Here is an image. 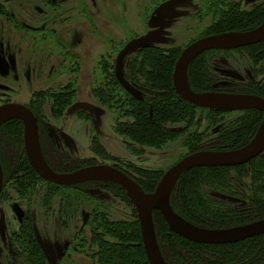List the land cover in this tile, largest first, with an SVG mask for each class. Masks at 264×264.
<instances>
[{"label":"rangeland","instance_id":"obj_1","mask_svg":"<svg viewBox=\"0 0 264 264\" xmlns=\"http://www.w3.org/2000/svg\"><path fill=\"white\" fill-rule=\"evenodd\" d=\"M51 1L0 0V106L6 102L35 104L33 100L36 91L78 80L70 90H75L80 103H89L93 109L75 116H68L65 112L62 119L56 120L53 119L50 103H45L41 136L48 145L60 151L69 150L73 156L85 159L92 157L88 153L89 139L95 136L101 140L112 158L158 171L159 177L191 155L183 144L186 135L156 149L133 144L115 134L113 127L117 114H120L116 108L123 107V103L113 100L115 108L109 111L101 106L98 98L107 87L111 96H124L114 82L112 73L117 54L130 40L149 36V45L173 48L179 58L183 50L203 36L212 23L211 14L204 16L212 0H66L62 5H53ZM220 1L222 5L239 2L241 11L256 7L264 10V0ZM164 3L174 8L172 16L165 18L155 13ZM204 6V12L199 13ZM195 12L202 15V18H196ZM263 22L264 19L261 24ZM143 46L146 47V43ZM236 53L212 55L209 58L210 66L216 77L231 78L236 81L235 84L242 86L251 81V64L241 53ZM133 58L134 54L131 53L124 61L125 75ZM235 113L237 118L241 112ZM200 115L203 121L196 123L191 131H205L210 115ZM233 118L225 120L230 122ZM213 137L210 131L205 140L211 141ZM97 160L101 162L98 164H114L113 161ZM244 185L239 191L246 195V187L249 186L247 179ZM138 188L146 195L155 191L145 193ZM84 189L88 190L87 195L93 201L82 204L72 219L44 215L43 210L37 208V199H33L30 230L35 232L48 256L54 255L56 264H99L96 257L97 243L92 244L88 233L90 227L93 225L97 229L96 240L114 241L103 236V227H109L106 218L113 221L132 220L128 207L114 198L113 194L98 188ZM204 190L215 201L243 203L241 199L229 194H220L208 188ZM7 193L9 198L0 200V262L42 264L41 254L33 242L34 250H30L31 244L28 248L25 241L23 247H19V239L16 237H19V227L25 220L26 205L19 201L14 192ZM129 204L133 207L130 201ZM200 207L198 205L195 209L201 213ZM176 218L186 223L185 219ZM96 219H100L97 225ZM179 262L190 264L183 259L174 260V263Z\"/></svg>","mask_w":264,"mask_h":264},{"label":"trees","instance_id":"obj_2","mask_svg":"<svg viewBox=\"0 0 264 264\" xmlns=\"http://www.w3.org/2000/svg\"><path fill=\"white\" fill-rule=\"evenodd\" d=\"M215 22L208 26L203 36L230 32H249L258 27L264 19V10L256 7L252 10H240L230 7L222 13L215 10ZM226 6V5H222ZM253 65V80L245 85L235 83L218 84V79L211 70L209 58L215 54L230 52H209L195 58L188 69V83L194 93H228L254 95L264 99V41L253 46L236 51ZM175 49L144 48L138 51L129 67L127 75L123 72L125 81L137 91L139 99L131 97L112 77L124 96H111L109 88L102 90L98 98L101 106L109 111L114 110L113 100L123 103L116 108L120 114L114 123V132L128 139L133 144L161 149L166 144L186 135L183 140L189 154L200 151L230 152L238 150L252 141L264 115L249 110L242 111L236 118V113H224L216 110H202L184 102L176 94L172 75L177 60ZM116 97V98H115ZM54 117H62L73 104L66 96L52 98ZM46 99L34 101L31 110L41 114ZM117 104V103H115ZM201 113L210 115L204 132L191 131L196 123L202 122ZM234 116L227 122L225 119ZM219 122V123H218ZM214 136L206 141L209 132ZM22 124L13 120L0 129V162L4 175L5 186L21 200L32 202L38 194L37 201L47 211V216L53 211V204L59 203L58 216L73 218L76 209L93 199L87 195L84 188H98L114 198H118L130 210L131 221H113L106 218L109 227H103V236L107 239L96 240L97 229L90 227L88 233L92 244L97 243L96 257L99 264H149L142 245L139 223L133 207L129 204L125 191L114 183L93 181L73 189L58 188L41 181L29 166L23 149ZM42 155L48 166L57 173H70L83 167L96 165L97 159L107 161L109 157L98 144L92 141L91 151L95 160H80L68 155L50 151V147L40 136ZM117 169L132 179L145 193H152L159 183L158 171L147 170L130 163H122L110 158ZM113 161V162H112ZM249 181L247 194L239 189L244 187V181ZM204 188L220 194L241 199L235 204L215 201L210 198ZM6 194V195H4ZM0 198H9L2 191ZM190 201V202H189ZM169 208L178 218L185 219L187 224L199 229L217 231L236 228L264 219V151L245 165L238 167L199 168L183 173L178 179L169 198ZM200 205V212L195 209ZM28 216L19 227V247L23 241L30 250L32 242L41 254L42 264H48L40 246V241L32 233L31 221ZM67 220V219H66ZM94 223V220H91ZM64 222V221H63ZM100 219H96V225ZM153 223L157 243L166 264H177L174 260L183 259L190 264H264V234L229 245H199L169 231L166 222L159 212H153ZM189 224V225H190ZM95 225V226H96ZM98 227V226H96ZM0 264H2L0 262ZM38 264V263H37ZM180 264V262H179Z\"/></svg>","mask_w":264,"mask_h":264},{"label":"water","instance_id":"obj_3","mask_svg":"<svg viewBox=\"0 0 264 264\" xmlns=\"http://www.w3.org/2000/svg\"><path fill=\"white\" fill-rule=\"evenodd\" d=\"M173 12L168 5H162L157 13L169 15ZM144 37L134 40L122 49L115 60L114 75L131 97L139 99L140 95L125 81L122 69L124 59L142 43L148 42ZM264 41V22L256 29L245 33H224L208 36L197 40L187 46L176 61L172 83L176 94L185 102L201 109L222 111L224 113L257 111L264 115V99L258 96L226 94V93H194L190 90L187 80V71L192 60L207 51H230ZM92 109L87 104H74L66 112L68 116L82 110ZM17 119L23 125V143L25 156L29 166L44 181L61 187H74L87 181H107L121 187L136 210L139 223L143 249L149 264H166L156 239L153 212H159L166 222L170 232L199 245H229L251 239L264 234V219L236 228L209 231L193 227L183 221H179L169 208V198L179 177L195 168L238 167L245 165L264 151V120L255 137L246 146L230 152L200 151L191 154L173 167H171L160 179L155 191L146 195L141 192L136 183L118 169L108 166L88 167L70 174H56L46 164L42 157L37 131V119L33 113L21 106L7 104L0 107V127L5 122ZM109 177L112 180L99 179ZM3 177L0 169V192ZM138 190L142 198L136 194ZM48 264H56L53 254L48 256L46 250L40 244Z\"/></svg>","mask_w":264,"mask_h":264},{"label":"flooded vegetation","instance_id":"obj_4","mask_svg":"<svg viewBox=\"0 0 264 264\" xmlns=\"http://www.w3.org/2000/svg\"><path fill=\"white\" fill-rule=\"evenodd\" d=\"M66 2V0H52L51 1V3L53 4V5H62L63 3H65ZM211 3V6L210 7H206V9H208V10H205L206 12H204L203 11V9H205V6L204 7H202V9L201 10H199L198 12L200 13V12H204V16H206V14H211L212 15V23H214L215 22V18L213 17V14L216 12V11H214V9H213V6H217V5H220L219 7H216V9L215 10H218V13H222V12H224L225 10H228L230 7H238L239 6V2H231V4H224V5H226L225 7L224 6H222V4H223V2L222 1H220V0H212V2H210ZM165 4H168V3H164V4H162V5H165ZM161 5V6H162ZM171 8H172V10H173V12L171 13V14H169V15H164V14H160V13H157V10H158V8L159 7H161V6H159L156 10H155V13L157 14V15H159V16H161V17H169V16H172V14L175 12L174 11V8L172 7V5H170V4H168ZM256 7V6H255ZM246 10H248V9H246ZM210 12V13H209ZM196 13V12H195ZM199 13H196L195 14V16H196V18H198V19H200V18H202L201 16L202 15H198ZM211 23V24H212ZM210 24V25H211ZM209 25V26H210ZM235 33V32H234ZM222 34H224V33H222ZM213 35H219V34H213ZM213 35H208V36H213ZM208 36H201V37H199L198 39H196V40H194L193 42H195V41H197V40H200V39H202V38H205V37H208ZM145 38L146 37H148L149 38V40H148V42H145L146 43V47H144L143 46V44L144 43H142L141 45H140V47L139 48H137V49H135V50H133L131 53H133L134 55L138 52V51H140L141 49H144V48H160V47H157V46H151V45H149V43L151 42V37H149V36H144ZM144 37H142V38H144ZM142 38H136V39H132V40H130L122 49H124L129 43H131L132 41H134V40H139V39H142ZM192 42V43H193ZM192 43H190V44H192ZM189 44V45H190ZM188 45V46H189ZM253 46V45H252ZM244 48H246V47H244ZM121 49V50H122ZM160 49H163V48H160ZM240 49H243V48H240ZM240 49H236V50H230V51H225V52H230V53H233V52H236L237 50H240ZM163 50H168V49H163ZM209 52H223V51H219V50H217V51H207V52H203L202 54H205V53H209ZM131 53H129L127 56H126V58L131 54ZM202 54H200V55H202ZM237 54V53H236ZM118 55V54H117ZM200 55H198V56H200ZM197 56V57H198ZM117 57V56H116ZM197 57H195V58H197ZM125 58V59H126ZM194 58V59H195ZM125 59H124V61H125ZM193 59V60H194ZM116 60V59H115ZM192 60V61H193ZM192 63V62H191ZM190 63V64H191ZM250 64H251V62H250ZM190 66V65H189ZM114 68H115V62H114ZM114 68H113V74H114ZM188 69H189V67H188ZM122 71H123V69H122ZM251 72H252V77H251V81L253 80V65L251 64ZM122 74H123V72H122ZM214 74H215V72H214ZM114 77H115V75H114ZM116 79V78H115ZM217 79H218V84H221V85H223V84H226V83H235L236 81H233L231 78H225V77H217ZM187 80H188V71H187ZM78 80H76L75 82L74 81H67V82H65L64 84H62V85H59V86H57L56 88L54 87V86H51V87H47V89H42V90H39V91H36L37 93H36V95L34 96V100L33 101H39V102H42V100L43 99H46V102L45 103H50V105H51V103L53 102V97H54V100H55V98H57V97H59V96H66V97H69L70 99H73V101H72V105H74V104H76V103H78V104H84V103H80L78 100H77V93L75 92V90H70L71 88H73L74 87V85H76L78 82H77ZM188 85H189V83H188ZM190 88V87H189ZM191 90V89H190ZM193 92V91H192ZM206 93H216V92H206ZM198 94H202V93H198ZM226 94H228V93H226ZM246 95H249V94H246ZM251 96H253V95H251ZM179 97V96H178ZM76 99V100H75ZM181 99V98H180ZM182 100V99H181ZM185 102V101H184ZM188 103V102H187ZM7 104H15V105H21V106H23V107H25V108H27V109H29L32 113H33V115L36 117V119H37V131H38V140H39V145H40V136H41V126H42V122L44 121V118H45V116L43 115V109L41 110L42 112H41V114H36V113H34L32 110H31V105L28 103V104H17V103H9V102H6V103H2V105L1 106H3V105H7ZM71 105V106H72ZM87 105H90L89 103H87ZM192 105V104H191ZM0 106V107H1ZM70 106V107H71ZM91 107H92V105H90ZM194 106V105H193ZM44 107H45V105H44ZM43 107V108H44ZM69 107V108H70ZM196 107V106H195ZM50 109L51 110H53V107H52V105L50 106ZM92 109H93V107H92ZM92 109H90V110H92ZM89 110V111H90ZM208 110V109H207ZM88 111V110H87ZM67 112V111H66ZM85 111H82V110H80V111H78V112H76V113H74L73 115L75 116V115H80V114H82V113H84ZM222 112V111H221ZM235 113V112H234ZM54 115V114H53ZM63 118V116L62 117H54L53 119H56V120H60V119H62ZM13 120H17V119H11V120H9V121H7V122H5L4 124H2L1 125V127H0V129L2 128V126H4L5 124H7L8 122H10V121H13ZM17 121H19V120H17ZM20 123H21V121H19ZM22 124V123H21ZM95 125H96V123H95ZM22 127H23V125H22ZM23 138V137H22ZM94 139H96L97 140V142H98V144L101 146V148L104 150V152L107 154V156L109 157V160H107V161H105V162H109L110 161V158H112L111 156V154L108 152V150L106 149V147L101 143V140L99 139V138H97V137H95V136H92L90 139H89V147H88V149H89V151H88V153H91L92 154V157H89V158H78V157H75V156H73L70 152H69V150L68 151H60V150H58L56 147H54L53 145H48V143H47V145L50 147V151H55V152H58V153H61V154H65V155H68V156H70L71 158H74V159H80V160H95L96 158H95V156H94V154L92 153V149H91V146H92V141L94 140ZM23 149H24V143H23ZM40 150H41V147H40ZM24 154H25V150H24ZM41 154H42V151H41ZM26 157V156H25ZM42 157H43V155H42ZM43 159H44V157H43ZM114 159H116V160H118V161H121V160H119L118 158H114ZM27 160V159H26ZM45 160V159H44ZM46 162V161H45ZM98 163H101V162H99L98 161ZM96 164V165H90V166H86V167H83V168H81V169H79V170H82V169H85V168H88V167H93V166H108V167H112V168H115V169H117L116 167H115V165L114 164H112L111 166H109V165H105V164ZM110 163H111V161H110ZM47 164V163H46ZM48 165V164H47ZM49 167V166H48ZM50 168V167H49ZM0 169H1V172H2V177H3V183H2V189H1V192H0V196H1V193H2V191H6V192H11V190H10V188H9V186L7 185V186H5V183H4V175H3V171H2V167H1V162H0ZM32 169V168H31ZM51 169V168H50ZM33 170V169H32ZM52 170V169H51ZM79 170H75V171H73V172H76V171H79ZM119 170V169H118ZM34 171V170H33ZM53 171V170H52ZM119 171H121V170H119ZM54 173H56V174H70V173H73V172H70V173H57V172H55V171H53ZM122 172V171H121ZM34 173L36 174V172L34 171ZM123 173V172H122ZM125 174V173H124ZM37 175V174H36ZM126 175V174H125ZM127 176V175H126ZM37 177L41 180V181H43L44 183H47V184H50V185H52V186H55V187H58V188H65V189H73V188H76V187H78V186H81V185H83V184H86V183H89V182H93L94 180H91V181H87V182H85V183H82V184H80V185H77V186H74V187H61V186H57V185H54V184H52V183H49V182H47V181H44L41 177H39L38 175H37ZM15 194V193H14ZM87 194H88V192H87ZM34 198H38V194H36L34 197H33V199ZM19 199V198H18ZM0 200H2L1 198H0ZM19 201L20 202H23V203H25V205H26V210H25V218L24 219H26L28 216H31L32 215V204H33V200H32V202H27L26 200H21V199H19ZM0 205H1V201H0ZM37 208H39V209H42L43 210V213H44V215H48L47 214V211L43 208V207H41L40 206V204H39V202L37 203ZM58 209H59V203H58V201L56 200L55 202H54V204H53V211L54 212H52V213H49V214H54V215H57L58 214ZM74 213H75V215L78 213V209H76L75 211H74ZM22 216H23V214H22ZM40 244H41V242H40Z\"/></svg>","mask_w":264,"mask_h":264},{"label":"bare ground","instance_id":"obj_5","mask_svg":"<svg viewBox=\"0 0 264 264\" xmlns=\"http://www.w3.org/2000/svg\"><path fill=\"white\" fill-rule=\"evenodd\" d=\"M99 179H107V180H112V179H111V178H109V177H99ZM136 194L138 195V197L142 198V195H141V193H140L138 190H136Z\"/></svg>","mask_w":264,"mask_h":264}]
</instances>
